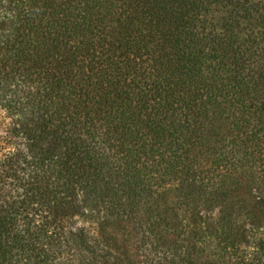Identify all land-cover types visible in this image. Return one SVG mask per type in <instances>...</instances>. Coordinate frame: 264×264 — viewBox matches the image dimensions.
Listing matches in <instances>:
<instances>
[{"label":"trees","instance_id":"1","mask_svg":"<svg viewBox=\"0 0 264 264\" xmlns=\"http://www.w3.org/2000/svg\"><path fill=\"white\" fill-rule=\"evenodd\" d=\"M0 264H264V0H0Z\"/></svg>","mask_w":264,"mask_h":264}]
</instances>
